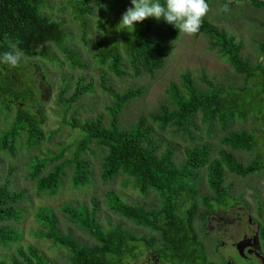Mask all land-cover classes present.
I'll return each instance as SVG.
<instances>
[{
    "label": "rangeland",
    "instance_id": "obj_1",
    "mask_svg": "<svg viewBox=\"0 0 264 264\" xmlns=\"http://www.w3.org/2000/svg\"><path fill=\"white\" fill-rule=\"evenodd\" d=\"M223 1L232 4L228 12L220 11L227 7ZM208 3L211 11L203 21L240 42L241 57L249 65L264 64L259 52V45L264 42V7L256 6L251 0H208ZM129 7H132L131 0H44L39 12L51 21L61 23L67 33L71 56L51 45L48 57H24L19 66L3 72L2 86L12 87L16 93L24 90L28 97L14 100L0 92V138L11 131L19 110L36 117L43 137L39 142L32 143L27 131L19 130L12 142V152L0 147V188L5 186L10 191L22 193V199L16 205L18 219L0 222V229L7 226L19 235L13 243H0V262L14 264V260H19L17 249L28 252L32 248L44 264H71V254L67 249L34 236L40 229L36 213L40 209H49L54 212L63 233H70L88 245L94 243L86 232L67 221L60 212L64 205L91 210L92 205L97 203L96 216L103 230L121 226L136 236L158 238L157 234L137 227L110 211L106 194L113 192L124 203L145 209L159 208L161 196L154 191L141 193L134 180L124 174H118L111 181L101 180L100 165L105 150L94 141L86 143L85 148L80 150L79 143L84 134L69 123L99 119L103 126H108L117 100L105 87L117 94L141 89L142 95L124 103L118 113L119 127L127 129L142 115L158 112L162 107L174 109L173 92L176 90L186 96L182 76L188 74L200 91L233 89L230 92L236 94L238 107L249 110L243 117L234 112L231 122H228L229 129H223L219 120L204 121L197 114L194 126L188 132L169 126L162 131L155 128L154 138L161 144V149L171 145L175 150V162L181 165L185 161V150L198 145L210 146L213 156H217L221 149L229 151L222 144V138L229 131H246L254 135L255 144L251 151H235L233 155L243 165L258 157L261 170L245 178L225 170V185L230 198L235 200L231 199L226 207L215 208L207 217L206 225L202 224L198 214L195 231L209 261L216 264H264V251L258 243V231L264 221L262 78L257 75L247 81L234 72L227 60L210 48L209 39L203 31L199 30L194 35L179 32L174 40L166 35L154 18L136 24L134 31L118 28L122 15ZM138 31L172 46L163 68L153 75H135L125 51V41ZM112 47L122 57V73L118 75L109 69V60L102 64L97 56L100 51ZM77 83L89 85L90 90L67 107L66 101ZM245 88L246 91L238 92ZM75 158L87 163L89 172L88 182L77 187L71 182ZM36 161L44 164L43 174L58 164L66 165L65 176L55 194L37 191L36 182L30 178L31 167ZM194 185L200 197L211 195L205 169L198 171ZM203 210L204 206L199 204V213ZM254 239L257 242L252 247ZM123 264L167 263L144 246L136 258H128Z\"/></svg>",
    "mask_w": 264,
    "mask_h": 264
},
{
    "label": "trees",
    "instance_id": "obj_2",
    "mask_svg": "<svg viewBox=\"0 0 264 264\" xmlns=\"http://www.w3.org/2000/svg\"><path fill=\"white\" fill-rule=\"evenodd\" d=\"M44 0H0V54L9 50V45H17L24 52V57L46 58L50 46H55L62 53H69L67 33L61 23L51 21L39 12ZM256 6L264 7V3L251 0ZM227 8L232 6L223 1ZM229 9V8H228ZM156 22L162 26L166 35L176 40L179 30L163 19ZM200 31H203L212 50L225 58L234 72L242 75L247 81L257 75L264 83V64L251 66L241 57L242 45L235 41L232 35L223 30L208 25L203 21ZM131 68L135 75L147 73L153 75L163 68L172 46L156 38H148L143 31L136 32L124 43ZM259 52L264 61V42L259 45ZM103 64L109 60V69L115 74H121L122 57L115 47L97 53ZM11 66L0 64V92L14 100L27 99L26 91L16 93L12 87L2 86L3 72H9ZM186 96L173 92L174 109L160 108L158 112L140 116L129 128L122 129L117 123V116L124 103L142 95L141 89H129L122 94L115 93L111 88L105 89L116 100V108L108 126H103L99 119L80 123L73 120L69 125L79 129L84 134L80 141V150L86 143L94 141L105 150L100 165V178L111 181L118 174H124L134 180L141 193L154 191L161 196L159 208L145 209L124 203L115 193L106 194V204L110 211L131 222L137 227L145 228L158 238L136 236L133 232L116 226L103 230L96 216L97 203L88 210L83 207L64 205L60 212L68 222L86 232L94 241L85 244L70 233H63L58 219L49 209H40L36 220L40 229L34 233L38 239H47L59 245L71 254V264H123L128 258H136L144 246L155 252L167 264H216L209 261L204 247L195 231V219L198 214L203 225L215 208L226 207L231 203L228 187L225 185V170L238 177L253 175L262 168L258 157L249 164L243 165L236 161L233 152L251 151L255 144L253 134L246 131H229L222 144L230 150L221 149L217 156L212 155L211 147L198 145L185 150V161L178 165L174 158V148L167 145L161 149V144L154 138V130H164L166 127L177 131L188 132L194 126L197 114L204 121L219 120L223 129H229L232 115L238 112L243 117L249 108L241 109L237 104L233 89H213L211 92L198 90L188 74L182 76ZM264 85V84H263ZM90 90L89 85L77 83L74 92L66 101L70 107L84 93ZM246 91L242 89V92ZM234 97V98H232ZM19 130L29 134L32 143L39 142L42 131L36 117L19 110L11 131L0 138L3 150L13 151L12 142ZM72 185L74 187L88 182V164L75 158ZM65 164H58L51 170L42 173L44 164L36 161L31 167L30 178L36 182L38 192L55 194L65 176ZM205 169L206 181L211 192L210 196H199L194 180L198 171ZM22 199L21 192L10 191L7 187L0 188V222L18 219L16 205ZM199 204L204 210L199 213ZM19 239V235L9 227L0 229V243L7 245ZM258 240L264 251V221L258 231ZM19 260L14 264H44L41 256L29 248L28 252L17 249ZM0 264H2L0 262Z\"/></svg>",
    "mask_w": 264,
    "mask_h": 264
},
{
    "label": "clouds",
    "instance_id": "obj_3",
    "mask_svg": "<svg viewBox=\"0 0 264 264\" xmlns=\"http://www.w3.org/2000/svg\"><path fill=\"white\" fill-rule=\"evenodd\" d=\"M129 7L122 15L118 28L135 30V25L145 19H163L174 25L180 33L194 35L202 27L204 18L211 11L208 0H131ZM222 12H228L224 7ZM9 50L0 54V64L17 67L24 59V52L17 45L10 44Z\"/></svg>",
    "mask_w": 264,
    "mask_h": 264
},
{
    "label": "flooded vegetation",
    "instance_id": "obj_4",
    "mask_svg": "<svg viewBox=\"0 0 264 264\" xmlns=\"http://www.w3.org/2000/svg\"><path fill=\"white\" fill-rule=\"evenodd\" d=\"M256 239H254V242L252 243V247H255V244H256ZM258 243H259V240H258ZM241 244V243H240ZM260 245V244H259ZM252 251V250H249V252ZM240 255H243V253L241 251H239Z\"/></svg>",
    "mask_w": 264,
    "mask_h": 264
},
{
    "label": "water",
    "instance_id": "obj_5",
    "mask_svg": "<svg viewBox=\"0 0 264 264\" xmlns=\"http://www.w3.org/2000/svg\"><path fill=\"white\" fill-rule=\"evenodd\" d=\"M227 1L230 2V1H232V0H227ZM256 1H260V2H263V3H264V0H256Z\"/></svg>",
    "mask_w": 264,
    "mask_h": 264
}]
</instances>
